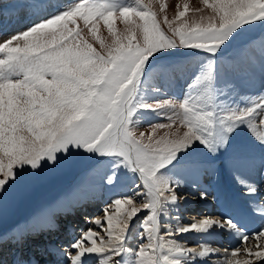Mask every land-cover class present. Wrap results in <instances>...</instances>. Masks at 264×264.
<instances>
[{
	"label": "snow or ice",
	"instance_id": "6c2138e0",
	"mask_svg": "<svg viewBox=\"0 0 264 264\" xmlns=\"http://www.w3.org/2000/svg\"><path fill=\"white\" fill-rule=\"evenodd\" d=\"M204 4L211 12L196 8L201 15L189 23L182 19L187 4L173 19L164 14L158 21L144 0H78L71 6L17 0L11 12L0 0V16L7 17L0 24V264H264V225L252 234L254 251L245 245L250 235L232 219L205 217L176 229L159 219L167 202L181 199L177 189L184 183L165 170L195 176L204 185L219 179L216 158L223 155L246 195L262 191L254 177L264 174V0ZM115 19L123 21L120 33ZM101 21L107 42L97 34ZM178 81L183 95L170 96ZM149 88L157 94L151 100L144 96ZM255 88L252 98L248 93ZM141 112L167 123L140 132ZM245 131L247 142L240 139ZM197 149L207 156L192 158ZM82 153L94 160L89 175L104 185L113 184L122 168L139 175L133 195L106 204L104 219L92 221L105 235L88 228L65 247L52 205L6 226L11 197L32 191L50 171L66 169ZM252 207L264 215V203ZM145 211L142 242L129 248L132 221ZM213 226L237 231L241 246L221 253L209 244L188 247L176 239ZM242 249L254 260L237 259Z\"/></svg>",
	"mask_w": 264,
	"mask_h": 264
},
{
	"label": "rangeland",
	"instance_id": "374dc122",
	"mask_svg": "<svg viewBox=\"0 0 264 264\" xmlns=\"http://www.w3.org/2000/svg\"><path fill=\"white\" fill-rule=\"evenodd\" d=\"M4 3L8 5V9L11 12L12 11V4L17 2V0H3ZM19 2H27V0H19ZM59 3L65 6H71L74 3L78 2V0H58ZM125 3H131L133 0H124ZM145 3L149 4L152 8L153 13L156 14L157 20L162 21L163 20V15L167 14L168 19L171 20L173 17L177 14L178 11H182L184 8V5H188V12L185 14V17L182 19L188 20L189 23H191L193 20L197 19L200 13H196L195 9L196 8H201L204 10V13H210L211 9L204 4V0H144ZM213 3V0H209V4ZM164 5L163 12L160 11V6ZM178 6V7H177ZM20 11V14L23 15V12L26 10H18ZM7 18L6 16H3L4 20L0 21V24L7 23ZM135 19V17H133ZM206 22V21H205ZM179 23V22H177ZM77 24L82 28L83 27V21H77ZM115 27L117 29V32L120 33L124 29V24L122 19H115L114 20ZM11 27V25H9ZM162 29H167V25L164 23H161ZM87 31V30H85ZM101 39H105L106 42L110 39L109 33L107 31L106 25L103 24L101 21L99 24V29L97 33ZM4 38V32L3 29L0 28V42H3ZM259 39L256 41V50L253 53L254 55L257 56L259 55ZM96 46H99V42H95ZM258 70V67H257ZM259 91V88L252 89L248 94L252 96V98H255L256 93ZM157 94L153 93L150 88L144 93L145 99L151 100L156 97ZM170 96L175 95V96H182L183 95V81H178L175 88L169 93ZM138 118L140 119L139 125H138V130L140 132H150L149 125L154 124V123H167L166 120L162 119L160 116L156 115L155 113L152 112H141L138 114ZM240 139L244 142H247L249 137L247 135V132H241L240 134ZM202 156H207V153L204 152L202 149H197L192 153V158L195 157H202ZM89 159V156L87 154H77L74 155L71 158L70 164L66 169H58L54 171H50L47 174V179L34 188L32 191H29L25 193L22 196H15L11 197L9 199V205L5 207L4 209V218H5V224L8 227H11L15 224H20L24 222L27 217H31L36 209L39 206H45V205H52L53 206V212L56 210L55 208L58 206V209L61 211L65 209V205L62 206V203H66V205H82L85 203L84 196H88L89 198H92V200L95 199L94 205H98L99 208L101 206V203H106L109 202L111 203L114 199L121 197V196H131L133 195L134 191H136V185L139 183V180L135 176L134 172L131 171L130 169L127 168H122L120 172L118 173V177L116 181L113 184H103V180L98 177V176H90L89 175V170L82 172L81 173V167L82 165ZM225 156L221 155L220 157L216 158L217 162L220 164L219 172L220 176L225 175L228 171V167L225 163ZM107 167V165H105ZM227 168V169H226ZM165 174L182 179L184 183L182 184L181 187L177 189V195L181 197L176 202H167L164 205L163 211L159 216L160 222L162 225L169 226L170 228L176 229L179 226H186L195 220H199L205 217H212V218H219L218 215L215 213H208V210L204 211L203 213L200 212L198 214L199 210H203L201 206H196L197 202V196H196V190L189 189V185L185 178L188 176L176 169H171V170H165ZM263 175V174H261ZM183 176V177H182ZM186 176V177H185ZM219 176V177H220ZM256 179V178H255ZM258 180V178H257ZM237 183V182H236ZM185 184V185H184ZM233 183L228 182L227 183H219V191H222V195L220 197V201L224 203L226 206L230 205H241V207L246 209L248 204H254L256 202L259 203H264V194L262 195V191L258 193L257 195H246L244 192L243 188H234L231 187ZM188 185V187H187ZM63 186V187H62ZM228 186V187H227ZM57 188V189H56ZM192 188V187H190ZM261 188H264L261 187ZM62 189L60 192L59 190ZM65 189V190H64ZM234 189V190H233ZM64 190V191H63ZM231 190V191H230ZM53 191V192H52ZM195 191V192H194ZM57 192H59L57 194ZM64 192L63 194H61ZM228 192H233L235 195L231 194L230 196L228 195ZM264 193V189H263ZM61 195V198L56 199L55 201L49 200L51 199L54 195ZM195 196H194V195ZM261 195V196H260ZM72 196V197H71ZM250 199V203H243L241 200L240 204H237L238 198L236 197H247ZM255 200L256 202L251 198ZM45 197V198H44ZM47 197V198H46ZM69 197V198H68ZM43 198V199H42ZM55 198V197H54ZM233 201H226V200H232ZM236 200H235V199ZM242 198V199H243ZM40 199H42L40 201ZM47 200V201H46ZM83 200V201H82ZM43 201H46L45 203H42ZM194 201V202H192ZM209 201V200H207ZM235 201V202H234ZM44 204V205H43ZM108 204V203H107ZM61 205V206H60ZM89 205L92 206V203H89ZM223 204H221L222 206ZM86 206V205H84ZM105 207L102 206L99 210L97 209V212L89 211L90 215L83 216V218H78L75 216V219L77 223H75V229L73 230L70 227L68 228L69 233L72 231L75 235H78L81 231L87 230L88 228H92L94 231H99L101 235H105V233L98 228L97 226L92 223V221L96 218H99L101 220L104 219V213H103V208ZM183 207H187L186 209ZM35 208V210H34ZM216 208L218 209V206L216 205ZM250 211V210H249ZM85 213V212H83ZM251 214L254 215H260L259 213L251 212ZM148 214L147 211L142 212L140 216H138L136 219L132 221L131 227L129 229V235H130V240L127 241L128 247L135 249L138 247V245L142 242L140 239V233L143 231L142 228V222L146 215ZM208 214V215H207ZM59 222L61 225L64 222V218H58ZM77 217V218H76ZM26 218V219H25ZM174 218V219H173ZM227 218V217H225ZM78 219V220H77ZM171 219L173 221H171ZM231 219V218H229ZM262 219V217H261ZM257 220V221H256ZM256 220H253L254 222L258 223V218ZM232 221L235 223V220L232 219ZM246 221L244 218L241 219V222ZM260 225L259 229L261 228L263 224H258ZM104 227H107L105 224ZM257 229V230H259ZM162 231H168L169 228L165 227L161 229ZM256 230V231H257ZM242 231V230H240ZM256 231H253V229H250L245 232L248 235H250L251 239L252 234H254ZM216 233L219 231H215ZM237 232V231H236ZM192 232L184 233L181 235H177L176 239L178 242L191 246L193 242H196L197 236ZM206 233V232H205ZM208 233V232H207ZM71 234V233H70ZM68 233L65 234V237L70 235ZM217 236V235H216ZM69 237V236H68ZM225 237V236H224ZM223 236L221 238L224 239ZM240 239V237H239ZM63 240V241H62ZM60 240L62 243H64L65 247H67L66 239ZM222 240V239H221ZM227 240V239H226ZM241 240V239H240ZM255 240V239H254ZM253 240V241H254ZM256 243V241H254ZM238 244L242 243V241H238ZM246 243V242H245ZM229 243H223L220 241L216 248L219 249H225ZM241 245V244H240ZM250 245V244H248ZM247 245V246H248ZM126 259L128 258L127 256L125 257ZM195 264H201V261H196Z\"/></svg>",
	"mask_w": 264,
	"mask_h": 264
},
{
	"label": "bare ground",
	"instance_id": "6f19581e",
	"mask_svg": "<svg viewBox=\"0 0 264 264\" xmlns=\"http://www.w3.org/2000/svg\"><path fill=\"white\" fill-rule=\"evenodd\" d=\"M5 19H7V18H5ZM1 20H4L3 19V16H0V21ZM261 31V29H255L254 31H253V33H252V35L253 36H255V37H259L260 35H259V32ZM260 34H261V32H260ZM89 158H91V157H89ZM92 159V158H91ZM84 165H86V162L82 165V167H81V169H83V166ZM227 169V168H226ZM87 170H89V169H87ZM81 171V170H80ZM86 171V170H85ZM85 171H81V173L82 172H85ZM228 172L225 174V175H222V176H220L219 177V179L218 180H216V181H207L204 185H201L199 182H198V180H197V178L195 177V176H191V175H188L186 178H185V180L187 181V183H188V185L190 186V187H192V188H190L189 187V189H191V191L193 190V189H195L196 190V196L198 197L197 198V202H196V206H201V208L203 209V210H199L198 212V214H200V212H204V211H206V210H208V213H215L216 215H218L219 216V218H221L220 216H222V217H227V218H231V219H233V220H235V223L237 224V227H238V229L239 230H242V228H241V226H239V223L241 222V219L242 218H244L246 221L247 220H250V221H252L253 222V224L255 225L257 222H254L253 220H256L257 218H258V223L257 224H263L264 223V215H254V214H251L250 213V211L251 212H255V213H258L257 211H255L254 209H253V204H248L247 205V207H246V209H244L243 210V208L241 207V205H236V204H234V205H228V206H226L225 205V207L223 208L222 206H221V204H223L222 203V201H220V197L222 196L223 197V195L221 194L222 193V191H219L218 189V187H219V183H221V184H223V183H227L228 182V184H229V182H231V183H233L232 184V186L231 187H233L234 186V188L236 187H238V188H242L238 183H236V180L234 179V177H233V175H232V172H231V170L228 168V170H227ZM134 174H135V176L137 177V179L139 180V175H137L135 172H134ZM242 174L243 175H247V173L244 171V170H242ZM221 175V174H220ZM183 177V176H182ZM256 178V179H255ZM257 178H258V180H257ZM254 179H255V182L258 184V185H260L261 187H263L264 186V174L263 175H261V174H256L255 175V177H254ZM140 182V181H139ZM185 185V184H184ZM188 185H187V187H188ZM63 187V186H62ZM228 187V186H227ZM235 188V189H236ZM57 189V188H56ZM262 189V195L264 194L263 193V189L264 188H261ZM62 189H60L59 190V192L61 191ZM234 190V189H233ZM202 191H208V193H209V196H208V198H201V196H200V193L202 192ZM231 191V190H230ZM53 192V191H52ZM59 192H57V194L59 193ZM195 192V191H194ZM231 194H233V195H235L233 192H228V195L230 196ZM54 195V194H53ZM194 195V194H193ZM195 196V195H194ZM249 196V195H248ZM248 196L247 197H236V199L238 198V202H237V204H240V202H241V200L243 201V203H250V199L248 198ZM261 196V195H260ZM72 197V196H71ZM251 197V196H250ZM45 198V197H44ZM47 198V197H46ZM69 198V197H68ZM243 198V199H242ZM252 198V197H251ZM43 199V198H42ZM41 199V200H42ZM235 199V198H234ZM235 199V200H236ZM253 199V198H252ZM84 200H85V203H83L82 205H66V203H62L61 205L62 206H64L65 205V209H63L62 211L60 210V209H58V206L55 208L56 210H54V213H57V214H59L58 216V218H61V219H63L64 217H67L68 219H71V216L73 217V216H75V215H81L82 217L81 218H83V216H86V214L87 215H90L89 214V212L88 211H92L93 210V212H97V209L99 210L100 208H102V206H104V205H106L107 203H109V202H107L106 201V203H105V201H104V203H101V206H100V208H99V206L98 205H94V201H95V199L94 200H92V198H89L88 196H84ZM207 200H209V201H207ZM255 202L257 201V200H255V199H253ZM83 201V200H82ZM227 202L228 201H233V198H232V200L230 199V200H226ZM192 202H194V201H192ZM235 202V201H234ZM89 203H92V206L91 205H89ZM229 203V202H228ZM44 205V204H43ZM60 205V206H61ZM84 205H86V206H84ZM216 205L218 206V209L216 208ZM42 206V205H41ZM40 207V206H39ZM183 208H187V207H183ZM77 209L78 210H80V211H82L81 213H79V214H76V211H77ZM34 210H35V208H34ZM37 210V209H36ZM250 210V211H249ZM70 212H73V213H70ZM83 212H85L86 214H84ZM208 215V214H207ZM261 217H262V219H261ZM26 219V218H25ZM28 219V218H27ZM26 219V220H27ZM174 219V218H173ZM171 221H173L172 219H171ZM257 221V220H256ZM179 227H181V226H179L178 225V228ZM73 230L75 229L74 227H71ZM70 230H68V228H64V227H62V231L58 234V239H60V240H62L63 239V236L67 233V232H69ZM215 231H219V232H215ZM243 232H244V230H242ZM254 231V230H253ZM208 232V233H207ZM206 233L205 232H201V233H197V232H192L194 235H195V237L197 236V239H194V240H196V242H193L192 244H191V246H188V247H199V246H202V245H204V244H209L211 247H213V248H216V246L218 245V243H220V241L222 242V244L223 243H229V245L227 246V247H225V249H219V248H217V249H219L220 250V252L221 253H224L225 252V250H227V251H232L235 247H239V246H241L240 244H238L237 242L238 241H241L240 239H239V235H238V233L236 232V231H229V230H226V229H224V228H220V227H217V226H213L210 230H208ZM71 233V237L69 238L70 240L71 239H73L74 238V233H72V231L70 232ZM191 233V234H192ZM61 234H64L63 236L61 235ZM217 235V236H216ZM60 236H62V237H60ZM221 236H225L224 237V239L223 238H221ZM222 239V240H221ZM227 239V240H226ZM254 239H249V241H247L246 243H245V245L247 246L248 244H250V245H248V246H251V247H253V250L255 251L256 250V244H257V241L256 240H254V241H256V243L253 241ZM63 241V240H62ZM261 244H264V241H261L260 242ZM67 246V245H66ZM187 246V245H186ZM221 257H211V259H220ZM237 259H240V260H243V259H245V258H249V259H253L254 260V258L253 257H246V254L243 252V249H242V251H241V253L240 254H238V256L236 257ZM200 261V260H199ZM201 264H208V261L207 260H204V261H201ZM255 264H261V262H259V261H256L255 262Z\"/></svg>",
	"mask_w": 264,
	"mask_h": 264
},
{
	"label": "water",
	"instance_id": "95a60500",
	"mask_svg": "<svg viewBox=\"0 0 264 264\" xmlns=\"http://www.w3.org/2000/svg\"><path fill=\"white\" fill-rule=\"evenodd\" d=\"M262 31V30H261ZM260 31V32H261ZM260 32H259V35H260ZM94 164V160L89 158L87 161H86V165L83 166V169H81V171H85L87 169H89L92 165ZM136 173V172H135ZM138 175V173H136Z\"/></svg>",
	"mask_w": 264,
	"mask_h": 264
}]
</instances>
